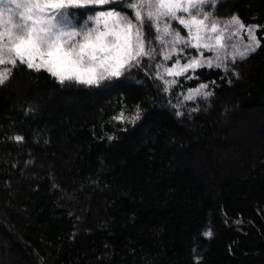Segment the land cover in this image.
<instances>
[{"label":"trees","instance_id":"1","mask_svg":"<svg viewBox=\"0 0 264 264\" xmlns=\"http://www.w3.org/2000/svg\"><path fill=\"white\" fill-rule=\"evenodd\" d=\"M207 7L259 26L260 47L166 92L146 21L155 56L120 77L60 83L18 64L0 84V264H264V0ZM201 84L211 95L181 103Z\"/></svg>","mask_w":264,"mask_h":264},{"label":"snow or ice","instance_id":"2","mask_svg":"<svg viewBox=\"0 0 264 264\" xmlns=\"http://www.w3.org/2000/svg\"><path fill=\"white\" fill-rule=\"evenodd\" d=\"M116 0H0V16L3 27L0 30V84L9 79L12 70L18 64H24L35 71L45 70L58 82L75 80L88 86H98L104 80L120 77L123 71L139 63L142 57L155 56L152 40H145L146 21L151 22L147 28L151 34L155 29L156 40L161 44H171V49L165 53L164 60H169L178 49L176 45L206 49L216 53L219 61L221 49L229 45L227 40L246 30L248 43L241 49L235 48V58H246L250 52L260 47V39L256 36L259 26H246L238 16H232L224 25L216 19H211V13L202 9L209 0H123L126 6L133 10L135 20L127 14L115 10L96 8V15L88 16L83 26L76 27V13L64 11L69 8H84L115 3ZM213 4L217 0H212ZM18 17V18H16ZM91 22L94 26H89ZM178 23L187 30V39L181 36L179 30H174L172 23ZM103 25V28H101ZM231 26L236 30L229 32ZM166 37L170 39L165 40ZM179 51H183L180 49ZM207 64L212 66V60L203 57L192 58L188 63L180 65L176 61L171 67L157 65L163 69V75L180 76L189 69L195 70ZM11 66V67H9ZM219 67V63L216 65ZM158 73L157 78L163 80ZM191 77H189L190 79ZM177 81H164V91ZM207 85L190 90L184 100H192L204 93ZM140 118V110L132 117H126L123 112L114 119L136 121ZM20 141L22 137H15ZM211 235V233H206Z\"/></svg>","mask_w":264,"mask_h":264},{"label":"rangeland","instance_id":"3","mask_svg":"<svg viewBox=\"0 0 264 264\" xmlns=\"http://www.w3.org/2000/svg\"><path fill=\"white\" fill-rule=\"evenodd\" d=\"M209 3H213L212 0H209L208 3L202 5V9L204 11L208 12V13H211V8L207 7V4H209ZM105 5H108V4H105ZM105 5L90 6V7H96V8L99 7V8H103L105 10H115L112 7L105 6ZM78 9H81V8H69V9L64 10V11L73 12V13L77 14L76 15V20L73 21V23L76 25L77 28L80 27V26H83L85 24V22L88 21V16L89 15L95 16L97 14L95 10L90 11V12L81 10L79 12ZM115 11H117V10H115ZM117 12H119V11H117ZM119 13L124 14L122 12H119ZM6 15L7 14H5V16H0V30H2V27H3V23L2 22H3V19L6 17ZM16 18H18V17H16ZM210 18L211 19H216V20H218L221 23V25H224V23L227 20H229L231 17L230 18H226V19H217V18H213L211 16ZM173 23L176 24L175 22H173ZM89 26H94V25L91 22H89ZM246 26H257V25L249 24V25H246ZM101 28H103V25H101ZM173 29L174 30H179V29H176L174 26H173ZM235 30H236V26H231L228 29L229 32H232V31H235ZM184 31H185L184 32L185 34H182L181 31H180V34H181V36H183V37H185L187 39V37H188L187 30L184 29ZM256 36H257V34H256ZM168 39H170V37H166L165 38V40H168ZM226 43L229 45V47L226 48V49H221V51L219 53V56H220V60L219 61L215 58L217 54L214 53V52H211V51H208V50L202 49V48L201 49H197V48H192L190 46L189 47H185V45L179 44V45H176V48L178 49V51L175 54H172L171 58L169 60H164V58H163V65L165 67H171L176 61H179L180 65H184V64L188 63V61L191 60L194 57L195 58H200V53H203V57L204 58H208V59L212 60V66H216L217 63H219V65L221 66V65L224 64L226 59L233 58L232 53H234V51H235V48L233 47V45L242 49L244 47V45L248 43V37H247L246 30L240 31L237 36L232 37L231 40H227ZM171 47H172L171 44H168L166 46L165 52L163 54V57H164L165 53L168 52L171 49ZM180 49H182L183 51H179ZM193 51H195V53ZM169 61L171 62L170 64H169ZM204 66H208V65L204 64ZM9 67H11V66H9ZM192 71L193 70L189 69L184 74H186L188 72H192ZM160 74L163 75V69L162 68L160 70ZM163 77L167 81H172V80L176 81V79L179 76L163 75ZM199 86L196 87V88L187 89L185 92L181 93L180 94L181 103L187 101V100H184V96L188 95L190 90L197 89V88H199ZM207 90L208 89L205 88V89H203V92L204 93H208ZM199 96H205V95L201 94V95H197L195 97H199Z\"/></svg>","mask_w":264,"mask_h":264}]
</instances>
